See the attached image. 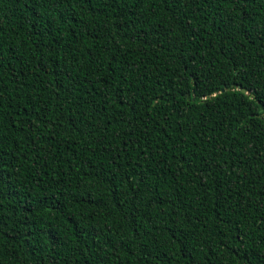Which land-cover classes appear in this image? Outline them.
Instances as JSON below:
<instances>
[{
	"label": "trees",
	"instance_id": "obj_1",
	"mask_svg": "<svg viewBox=\"0 0 264 264\" xmlns=\"http://www.w3.org/2000/svg\"><path fill=\"white\" fill-rule=\"evenodd\" d=\"M0 264H264V0H0Z\"/></svg>",
	"mask_w": 264,
	"mask_h": 264
},
{
	"label": "water",
	"instance_id": "obj_2",
	"mask_svg": "<svg viewBox=\"0 0 264 264\" xmlns=\"http://www.w3.org/2000/svg\"><path fill=\"white\" fill-rule=\"evenodd\" d=\"M244 92V90H242ZM223 92V91H222Z\"/></svg>",
	"mask_w": 264,
	"mask_h": 264
}]
</instances>
